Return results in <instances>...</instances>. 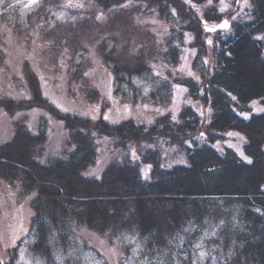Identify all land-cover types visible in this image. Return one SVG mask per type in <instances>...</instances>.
Instances as JSON below:
<instances>
[{
	"label": "trees",
	"instance_id": "obj_1",
	"mask_svg": "<svg viewBox=\"0 0 264 264\" xmlns=\"http://www.w3.org/2000/svg\"><path fill=\"white\" fill-rule=\"evenodd\" d=\"M152 1L167 10L173 24V35L167 38L170 49L161 53L164 60L179 63L181 49L173 47L174 40L183 36L179 28L192 35L190 45L197 50L193 67L201 81L188 77L181 83L190 95L206 97L210 119L191 106L181 109L178 120L158 115L150 125L133 119L113 124L104 117L93 121L61 113L74 148L67 157H54L49 163L34 157L44 134L18 126L12 140L0 145V165L9 166L12 178L22 172L24 191L36 194L31 249L46 264H85L86 254L71 251L72 234L83 227L108 236L111 243L124 239L122 264H264V111L251 113L249 104L258 99L264 105V0H255L254 11L243 17L218 13L216 6L202 16L182 8L178 14H167L178 0ZM225 21L229 27H220ZM107 56L117 92L127 94L134 86L138 96L134 80L150 75L156 87L148 98L172 99L171 83L155 77L141 58L124 65L113 59L112 52ZM35 90L33 101L0 98V106L14 114L34 106L36 99L45 101L37 82ZM86 95L93 98L97 93ZM93 131L120 138L124 144L167 138L185 151L188 163L169 167L155 151L146 149L140 155L143 163L152 165L149 178L131 157L111 163L100 178L89 177L85 170L98 155ZM229 131L246 138L248 160L230 147L220 150L213 145L224 141ZM54 242L64 253L59 260L52 254ZM90 248L85 244L82 249Z\"/></svg>",
	"mask_w": 264,
	"mask_h": 264
},
{
	"label": "rangeland",
	"instance_id": "obj_2",
	"mask_svg": "<svg viewBox=\"0 0 264 264\" xmlns=\"http://www.w3.org/2000/svg\"><path fill=\"white\" fill-rule=\"evenodd\" d=\"M178 1L167 14H178V8H182L202 16L207 9L216 6L218 13L243 17L255 8V0H203V4H198L197 0ZM114 2L0 0V98L33 101L37 82L40 96L45 100L36 99L34 106L24 107L14 114L0 106V145L11 141L17 127L25 125L32 134L45 136L35 145V160L49 163L54 157H67L74 142L61 113L77 114L93 121L104 117L113 124L133 119L150 125L158 115L169 114L178 120L181 109L191 106L203 118L210 119L206 97L190 95L181 83L188 77L201 81L193 67L197 50L190 45L191 33L179 28L183 36L174 40L173 47L180 48L181 55L179 63L172 64L161 57L163 51L170 49L167 38L173 35L170 28L173 24L165 15L167 10L163 12L152 0ZM108 52L124 65L134 64L138 58L144 60L155 77L171 83L172 99L164 102L157 96L148 98L152 87H156L150 75L134 80L138 96L134 86L127 94L117 92L115 76L107 61ZM207 62L209 66L213 63L210 59ZM88 91L97 95L90 98L86 95ZM249 104L251 113L264 111L261 100ZM244 116L249 117L250 113ZM92 138L98 155L95 163L85 170L89 177L100 178L111 163L131 157L140 164L144 177L149 178L152 165L143 163L140 155L146 149L155 151L166 166L188 163L185 151L164 137L124 144L120 138L93 131ZM225 138L213 145L220 150L230 147L248 160L244 151L246 138L242 133L229 131ZM187 144L192 145V142ZM10 172L7 164L0 165V264H46L45 259L31 249L32 202L36 194L24 191L22 172L18 178H12L8 175ZM52 239L56 240L55 235ZM71 240L72 253L86 254L85 264H102L103 260L108 264H122L125 243L122 238L111 243L108 236L79 227ZM85 244L91 248L82 249ZM60 247L59 242H54L52 254L55 252L58 260L64 254ZM98 252L103 256L99 257Z\"/></svg>",
	"mask_w": 264,
	"mask_h": 264
},
{
	"label": "snow or ice",
	"instance_id": "obj_3",
	"mask_svg": "<svg viewBox=\"0 0 264 264\" xmlns=\"http://www.w3.org/2000/svg\"><path fill=\"white\" fill-rule=\"evenodd\" d=\"M33 2H35V0H33ZM220 27H222V28H228V27H229L228 22L225 21L222 25H220ZM213 30H214V29H213ZM246 159H247V158H246Z\"/></svg>",
	"mask_w": 264,
	"mask_h": 264
}]
</instances>
